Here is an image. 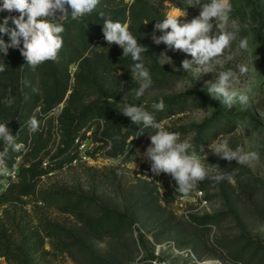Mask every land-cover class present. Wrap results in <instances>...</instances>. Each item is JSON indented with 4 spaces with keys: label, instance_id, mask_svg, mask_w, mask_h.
Masks as SVG:
<instances>
[{
    "label": "rangeland",
    "instance_id": "374dc122",
    "mask_svg": "<svg viewBox=\"0 0 264 264\" xmlns=\"http://www.w3.org/2000/svg\"><path fill=\"white\" fill-rule=\"evenodd\" d=\"M239 1L242 9L239 12L232 9L230 22L237 21L240 32L221 57L223 63L213 65V72L196 78L195 74L182 69V61L191 60L190 55L170 51L163 43L156 45L153 42L156 21L184 11L164 3L159 5L156 18L136 19L129 29L148 49L142 53V60L150 72L152 84L139 99L135 90L141 82L131 74L135 62L130 56H122L119 45L109 46L107 42L101 50L83 56L71 53L69 90L63 102L49 111L50 91L39 85L34 87L33 79L30 80L27 95L37 106L34 112L40 121L37 131L40 135L30 133L32 142L21 152L16 151L20 153L15 166L11 170L8 168L9 174L4 177L12 175L15 179L13 174L21 167L32 170L48 166L51 156L61 147L62 132L68 131L71 123L99 98L137 99L147 103L171 94L185 95L190 103L185 112L159 121L164 129L179 133L181 140L192 143L199 140L200 128H209L208 124L212 122L207 137L201 141L204 146L201 155H207L206 161L202 162L206 167L219 166L211 170L212 175L235 173L234 182L205 179L181 198L171 176L154 175L147 167L150 162L143 158L154 129L135 126L127 140L132 150L130 155L126 159L124 156L107 157V152L116 149L124 130L121 126L123 115L119 110L104 109L90 131L81 136L82 140L90 141L89 160L80 158L73 163V158L81 155L77 145L76 154L69 162L40 179L41 187L57 184L69 191L86 194L89 201L85 209L75 213L59 207L43 208L48 218L66 230L62 240L68 243V250L57 251L47 246L49 254L37 264H264V0ZM200 2L204 4L209 0ZM2 3L0 0V5ZM195 8L200 12V6ZM104 10L117 12L119 9L108 5ZM198 15L186 12L180 19L183 23ZM155 34L162 33L157 30ZM244 38L248 40L247 50H239V41ZM9 50L7 63L12 67L17 63L19 53L17 49ZM105 53L113 59L106 58ZM228 55L233 59L227 60ZM241 63L248 65L249 72L240 77L241 84L236 87L240 90L250 83L249 103L247 106L237 103L227 109L220 100L208 94V83H215L220 71L237 70ZM9 69L0 76V95L14 87L12 77L6 73ZM12 113L13 106L1 115L0 123H8ZM220 138L227 139L233 150L241 146L246 152L258 153L259 160L250 167L237 164L235 160L221 159L208 148ZM6 182L3 180L2 185L6 186ZM197 190L203 191V199L195 194ZM18 201L33 213L32 198ZM1 210L0 205V216ZM109 212L117 214L123 225L119 229L108 227L102 234L97 233L92 224ZM217 214L218 221L204 227L191 220V217ZM237 255L239 260H236ZM0 264L7 262L0 258Z\"/></svg>",
    "mask_w": 264,
    "mask_h": 264
},
{
    "label": "clouds",
    "instance_id": "9594fccd",
    "mask_svg": "<svg viewBox=\"0 0 264 264\" xmlns=\"http://www.w3.org/2000/svg\"><path fill=\"white\" fill-rule=\"evenodd\" d=\"M99 3L100 0H3L0 11H7L10 15L0 24V33L6 34L9 42L0 39V52L7 56L9 48L18 49L27 65L33 68L47 61L58 62L63 46L61 34L65 31L63 21L69 17L77 20L90 14ZM186 3L188 7L200 6L199 15L182 23L180 18L186 16V11L168 14L162 21H156L152 39L156 45L163 43L170 51H182L190 55L191 60L182 61V69L195 74L197 78L201 74L213 72V65L223 63L221 57L225 56L226 50L237 39L240 25L235 20L230 22L233 9L231 0H209L204 4L200 0H186ZM13 12L18 13V16L11 15ZM57 13L60 14L58 17ZM100 16L103 18L104 13H100ZM9 21L12 26H9ZM157 30L162 34L157 36ZM102 31L109 46L119 45L123 50L122 56H130L135 62L131 74L141 82L139 89L135 90V96L139 99L152 84L150 72L142 60V53L148 50L147 47L138 42L126 22L104 19ZM247 47V38L241 39L238 49L247 50ZM168 59L171 61L170 57ZM226 59L230 61L233 56L228 55ZM6 67V64H0V72H4ZM248 72L249 67L244 63L238 64L237 70L228 68L220 71L215 83H208V94L220 100L227 109L237 103L247 106L250 83L240 90L236 86L241 84L240 77L246 76ZM6 102L11 104L12 100ZM152 107L162 111L165 107L163 99ZM119 112L133 123L142 124L143 129L155 130L154 134L149 135L150 145L144 151L143 158L150 162L154 175L163 173L171 176L177 186L176 192L186 196L205 179L234 182L235 173L212 175L211 170L219 166H205L207 155L200 154L204 152V146L201 145L197 152L190 142L181 140L179 133L166 131L143 105L124 103ZM27 126L30 132L35 133L40 129V121L32 116ZM0 141L4 145L0 150V175H8L6 158L9 149L20 151L24 145L16 142V136L11 134L8 123H0ZM208 148L221 159L229 162L235 160L240 165L251 167L259 160L258 153L246 152L241 146L231 149L224 138L209 144Z\"/></svg>",
    "mask_w": 264,
    "mask_h": 264
},
{
    "label": "trees",
    "instance_id": "16d2710c",
    "mask_svg": "<svg viewBox=\"0 0 264 264\" xmlns=\"http://www.w3.org/2000/svg\"><path fill=\"white\" fill-rule=\"evenodd\" d=\"M164 3H170L175 8L184 10L191 15L199 13L195 7H188L186 0H132L130 2L126 0H100L98 7L92 13L77 20L69 17L63 21L65 31L61 34L63 46L59 52L58 62L47 61L33 68L27 65L26 60L17 49L18 61L14 66L8 67L7 57L10 50H8L7 56L0 52V64H6V68H11L6 73L12 77L14 82V87L11 90L0 95V117L13 106L8 127L11 134L16 136V142L22 143L24 146L32 142V138H29L31 132L27 126V121L30 117L37 116V113L34 112L37 106L31 102L32 98L27 95V88L31 79L34 81V87L39 85L46 91H50L51 100L48 111L51 110L63 102L69 90L68 68L71 64V53L83 56L91 51L101 50L106 43L102 31L104 19L111 18L113 21L126 22L129 24V29H132L136 19L141 17L156 18L159 15V5ZM231 4L235 12L241 11L239 0H231ZM108 5L116 6L119 10L117 12L105 11L104 9ZM101 12L104 13L103 18L100 16ZM9 15L8 12L0 11V24H3L4 18ZM11 15L18 16V13L13 12ZM59 15L57 13V17ZM9 26H12L11 21H9ZM0 39L6 43L9 42V37L6 34L0 33ZM104 55L106 58L111 57L106 53ZM3 73L0 72V76ZM9 99L12 100L11 104L6 102ZM161 99L165 105L164 109L162 111L155 110L152 105ZM124 103L143 105L159 122L175 113L185 112L190 102L185 95L181 94L155 98L147 103L137 99L127 101L121 98H99L92 102L84 113L71 123L68 131L62 132L61 147L56 154L51 156L47 163L48 166L32 170L21 167L15 174V179H12V175L8 177L0 175V205L2 207L0 258H3L7 264H37L49 254L46 249L47 246L57 251L68 250V243L62 240L66 235V230L48 218L43 208L59 207L70 213H75L87 207L89 197L83 193L64 189L57 184L41 187L39 186L40 179L48 172L62 168L75 156V148H77L75 140L90 131L95 121L103 115L104 109L119 110ZM48 111L43 109V112L47 113ZM211 124L212 122H209V128L201 127L198 135L199 140L191 143L197 152L203 145L201 141L207 137V130L210 129ZM121 126L124 130L123 136H121L116 149L107 152V157L124 156L126 159L132 152L127 142L131 130L135 126L143 129L142 124H135L126 116H123ZM36 135L39 137L40 134L37 132ZM97 141L101 140L98 139ZM3 147V141H1L0 150ZM20 152L9 149L6 158L7 168L11 170L15 166V160ZM147 167L148 170H151L150 163ZM3 180L7 181L6 186L2 185ZM25 197L34 200L31 207L33 213L19 204L18 200ZM218 218L217 214L202 218L191 217V220L204 227L207 223H216ZM92 225V229L102 234L108 227L119 229L123 222L118 219L117 214L109 212L106 217ZM239 259L240 256L237 255L236 260Z\"/></svg>",
    "mask_w": 264,
    "mask_h": 264
},
{
    "label": "built area",
    "instance_id": "2783aa9c",
    "mask_svg": "<svg viewBox=\"0 0 264 264\" xmlns=\"http://www.w3.org/2000/svg\"><path fill=\"white\" fill-rule=\"evenodd\" d=\"M76 144L79 146V148H80V151H81V155H80V157L79 158H73V163H77V161H79V159L80 158H82V160H84V161H88L89 160V156L90 155H88L87 154V151L89 150V147H90V141H88V140H82L81 139V137H78L77 139H76ZM81 160V159H80ZM14 172V171H13ZM16 173H17V171H15ZM15 173V174H16ZM15 174H13L14 176H15ZM195 194L198 196V197H200V199H203V196H204V194H203V191H201V190H197V191H195ZM181 196V198L184 196V195H180ZM204 203H207L206 201H204Z\"/></svg>",
    "mask_w": 264,
    "mask_h": 264
}]
</instances>
